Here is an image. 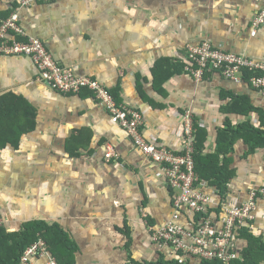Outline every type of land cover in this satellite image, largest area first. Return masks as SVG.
<instances>
[{"label":"crops","instance_id":"0c3cea01","mask_svg":"<svg viewBox=\"0 0 264 264\" xmlns=\"http://www.w3.org/2000/svg\"><path fill=\"white\" fill-rule=\"evenodd\" d=\"M20 2L0 0V23ZM263 8L264 0H54L19 13L28 34L41 39L62 66L101 82L141 112L150 143L182 153L184 117L190 114L196 129L207 132V156L217 152L219 131L228 121L236 126L259 117L255 111H227L233 99L244 97L253 108L264 109V96L220 74L195 82L183 70L186 47L210 41L264 62V26L255 35L252 31ZM156 72L160 79L173 74L156 84ZM7 94L24 97L37 117L36 129L17 148L0 149L6 231L17 233L31 222L58 225L77 246L76 264L173 261L168 249L152 242L151 230L169 224L192 229L196 217L176 213L174 191L161 167L135 149L110 112L87 91L67 97L50 90L25 57H0V97ZM110 149L120 161H106ZM248 150L238 140L228 155L234 178L225 201L202 182L214 219L219 207L243 205L252 191L264 189V149L246 156ZM255 214L260 236L264 201ZM238 247L245 248V242L239 240Z\"/></svg>","mask_w":264,"mask_h":264},{"label":"built area","instance_id":"2783aa9c","mask_svg":"<svg viewBox=\"0 0 264 264\" xmlns=\"http://www.w3.org/2000/svg\"><path fill=\"white\" fill-rule=\"evenodd\" d=\"M54 0H21L20 6L0 23V57H25L30 59L39 72L40 80L50 90L68 97L79 95L88 90L112 117L114 124L120 126L130 138L135 149L152 163L161 167L166 183L174 191L173 207L178 213L186 211L197 216L207 215L211 206V198L203 193L202 183L195 172L196 129L190 114L184 117V149L180 154L167 148L150 143L144 136V118L141 112L124 102H120L112 94V90L101 82L78 76L73 69L66 68L54 58L37 37L30 36L22 26L19 11L36 3H48ZM264 26V8L260 9L252 21L255 35ZM187 61L184 72L195 82L201 83L207 75L220 74L226 80L237 85L247 84L251 89L264 96V62L254 61L239 54L225 51L210 41L190 44L186 47ZM106 161H120V155L114 149L108 150ZM264 190L250 193V199L241 207L221 208V213L205 220L194 222L192 229L169 224L164 228L152 229V242L166 248L172 254L173 261L186 264L195 261H219L231 264L241 258L238 241L240 233L255 230L251 223L255 220V212ZM180 214V212L178 213ZM144 218H147L144 216ZM179 216L174 217V222ZM7 227V222L0 212V230ZM240 238V239H239ZM44 262V263H40ZM21 264H58L48 250L46 242L39 239L26 250Z\"/></svg>","mask_w":264,"mask_h":264},{"label":"trees","instance_id":"16d2710c","mask_svg":"<svg viewBox=\"0 0 264 264\" xmlns=\"http://www.w3.org/2000/svg\"><path fill=\"white\" fill-rule=\"evenodd\" d=\"M172 74L169 73L160 79L161 74L156 72L154 74L155 83L166 81ZM139 90L140 92L142 91L141 88ZM86 91L89 92L88 90ZM111 92L115 97H118L114 91ZM227 111L241 115H248L250 112L255 111L259 116V123L255 125L252 120H248L234 126L228 121L225 129L219 131L217 152L207 156L203 154L207 132L201 128L197 130L195 127V172L201 182H208L215 187L223 201L226 200L228 195V184L234 178V172H230L228 169L231 162L228 155L233 152L235 143L238 140L245 142L249 148L246 156L253 154L257 149H264V109L253 108L247 98L235 97ZM36 117V109L24 97H18L13 94L0 97V149L6 148L8 145L17 148L22 137L36 129ZM258 196L260 197L257 202L259 204L264 199L261 195ZM241 206L242 204L237 207ZM222 207L215 211L216 216L220 215ZM213 213L212 210H208L207 215L197 216L196 219L203 218L207 220L212 217ZM254 216L255 220L251 224L256 226V214ZM256 231L245 229L240 233V241L245 242V248L240 249L241 258L231 264H264V238L258 237ZM39 239L46 242L50 254L58 264L77 263V246L65 231L58 225L31 222L26 224L21 231L14 234H9L6 228L0 230V264H21L26 250L37 243ZM192 263L196 264L197 262L190 261L186 264ZM158 264H179V262L161 259ZM201 264L222 263L219 261H203Z\"/></svg>","mask_w":264,"mask_h":264},{"label":"rangeland","instance_id":"374dc122","mask_svg":"<svg viewBox=\"0 0 264 264\" xmlns=\"http://www.w3.org/2000/svg\"><path fill=\"white\" fill-rule=\"evenodd\" d=\"M257 120H258V119H257ZM257 120H256V119H253V121H252L253 124L258 125L259 122H258ZM254 122H255V123H254ZM262 235L264 236V234H261L260 236L257 235V236H258V237H262ZM263 238H264V237H263ZM263 238H262V239H263ZM263 240H264V239H263Z\"/></svg>","mask_w":264,"mask_h":264}]
</instances>
